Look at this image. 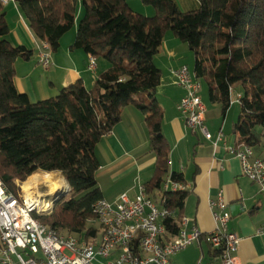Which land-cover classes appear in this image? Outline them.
Here are the masks:
<instances>
[{
    "label": "trees",
    "instance_id": "trees-1",
    "mask_svg": "<svg viewBox=\"0 0 264 264\" xmlns=\"http://www.w3.org/2000/svg\"><path fill=\"white\" fill-rule=\"evenodd\" d=\"M33 36L56 52L60 40L76 25L71 51H81L110 65L87 88L78 80L46 100L31 102L15 86L17 60L33 51L13 46L4 6L0 4V180L17 194L15 181L35 172L58 173L70 188L51 212L35 215L60 236L89 242L99 227L91 225L94 205L103 200L97 184L100 169L96 145L120 123L122 110L132 106L144 115L149 149L155 156L146 195L175 212L163 221L168 234L180 229L186 192H162L170 176V148L161 129L163 112L155 99L161 72L154 64L165 34L187 44L194 58V79H205L208 99L223 114L240 88L239 111L231 135L250 149L264 138V0H196L182 10L175 0H142L155 14L133 12L126 0H14Z\"/></svg>",
    "mask_w": 264,
    "mask_h": 264
},
{
    "label": "crops",
    "instance_id": "crops-1",
    "mask_svg": "<svg viewBox=\"0 0 264 264\" xmlns=\"http://www.w3.org/2000/svg\"><path fill=\"white\" fill-rule=\"evenodd\" d=\"M175 1L182 10L194 8L197 2ZM5 6L8 7L7 12L5 10L6 19H10L9 42L13 46H24L33 51L29 60H17L14 64V82L19 92L25 93L31 102H38L55 96L61 88L78 80L87 88L92 87L99 73L97 60L94 68L90 69L85 53L70 50L75 35L67 39L66 45L62 44L66 35L62 37L59 49L48 52L50 64L44 68L38 57L42 51L41 41L33 36L17 4L9 3ZM166 37L154 57V64L161 72L155 99L163 112L161 129L170 148L169 170L182 175V183L187 187V196L180 213L187 220L186 229L194 227L203 234L213 231L215 222L212 212L215 209L210 208V202L221 195L229 211L232 206H240L239 212L231 214L227 224L228 231L240 239L237 252L239 263L264 264V234L258 233L264 225V190L243 175L239 158L228 151V147H240L237 135H231L232 125L238 117V111H234L237 103H232L225 114L217 104H203L206 109L204 127L212 137L210 141L205 140L200 131L190 130L178 111L185 90L173 78L175 53L167 47L169 41H166ZM170 43L174 47L179 46L175 41ZM161 59L167 61V70L158 63ZM239 92L234 90L232 101ZM197 95L203 103L201 96ZM219 132L224 135L221 141L216 140ZM148 143L149 131L144 115L132 106L125 107L120 123L100 139L95 149L100 165L97 184L103 200L113 204L121 194L133 200L137 195V185H145L151 180L155 156ZM252 151L255 158L264 161L263 145ZM169 264H218L217 252L200 238L183 251L171 255Z\"/></svg>",
    "mask_w": 264,
    "mask_h": 264
},
{
    "label": "built area",
    "instance_id": "built-area-1",
    "mask_svg": "<svg viewBox=\"0 0 264 264\" xmlns=\"http://www.w3.org/2000/svg\"><path fill=\"white\" fill-rule=\"evenodd\" d=\"M15 4L14 0H0L5 6ZM39 62L47 68L50 64L49 49L42 43ZM90 69L94 60L88 56ZM177 84L186 94L178 104V111L184 117L186 126L200 131L205 140L211 135L204 127L206 109L197 93L199 84L187 67L172 71ZM237 95L232 103H239ZM224 135L219 132L216 140ZM264 146V138H263ZM230 154L239 158L242 173L253 184L264 190V161L255 158L247 146L229 148ZM186 185L166 177L161 185L162 192H186ZM48 195H17L8 191L0 180V264H169V257L193 245L200 238L217 252L218 264H240L237 252L240 239L228 231L231 218L229 206L221 195L210 202L215 229L207 234L196 228L186 229L187 220L181 217L178 234H168L163 221L174 217L175 212L162 208L146 195L145 186L137 185V195L131 200L121 194L110 204L98 201L93 208L91 225L99 227L95 241L85 242L72 236H60L42 225L35 215H48L53 202ZM42 204H45L42 206ZM264 234V225L258 230ZM20 251V252H19ZM26 256V257H24Z\"/></svg>",
    "mask_w": 264,
    "mask_h": 264
},
{
    "label": "rangeland",
    "instance_id": "rangeland-1",
    "mask_svg": "<svg viewBox=\"0 0 264 264\" xmlns=\"http://www.w3.org/2000/svg\"><path fill=\"white\" fill-rule=\"evenodd\" d=\"M126 2L128 4V6L130 7V9L133 12L137 13V14H141V15L146 16V17H151V16H153L155 14L154 8L152 6L144 4L142 0H126ZM4 10H6V12H7L8 7L4 6ZM82 13H83V9L80 7V10L77 11V17H76L77 23H78L81 15H82ZM21 15H22V13H21ZM23 18H24V16H23ZM24 20H25V18H24ZM6 21H7L8 24H10L9 17L6 19ZM76 28H77V26L75 25L73 30L66 34V36L64 37V39L62 41L63 45H66V41H67L68 38L71 39L74 35H76ZM165 35L167 36L166 37V41H169V43L167 42L168 43L167 47L169 49H171L172 51H174V53H175V59H174V63H173V68H175V70H177V69H180L181 67L185 66V67L188 68L191 76H193L194 58H193L192 53L189 51L187 44L184 43V42H181L180 40L175 38V36L170 31H168ZM170 41L171 42L175 41V43H178L179 46L174 47V45L172 43H170ZM96 63H97V67H98V72H102V71H104V70H106L107 68L110 67V65L108 63H106L102 59H98ZM158 63L160 64V66H162V68H164V70H167V68H169L168 64H167V61L165 59L158 60ZM173 78L175 79L174 76H173ZM175 81H176V79H175ZM193 81L194 82L196 81L200 85V89H199L198 94L201 96V98L203 100L202 104L209 105L210 102H209V99H208V86H207V83H206L205 79H198V80L193 79ZM176 83H177V81H176ZM179 87H181V86H179ZM234 90H240V88L238 86H235ZM185 94H186V91H185ZM234 111L235 112L239 111V105L238 104H235ZM55 174L58 177L62 178L58 173H55ZM28 178H26V180ZM26 180L23 181V182L15 181L16 187L18 189L17 190V195L25 194L21 187L26 182ZM38 191H37V193H34V194L41 193L43 195H48L49 196L48 199L53 202V198L55 196H52V195H50L48 193L47 187L41 186ZM68 194L69 193L65 194L63 197H61V199L66 198L68 196ZM53 205H54V203H53ZM53 205H52V208H53ZM24 257H26V256H24Z\"/></svg>",
    "mask_w": 264,
    "mask_h": 264
},
{
    "label": "bare ground",
    "instance_id": "bare-ground-1",
    "mask_svg": "<svg viewBox=\"0 0 264 264\" xmlns=\"http://www.w3.org/2000/svg\"><path fill=\"white\" fill-rule=\"evenodd\" d=\"M41 186L47 187L48 193L52 196L61 195L68 189L63 178L58 177L55 173L42 172H35L31 175L21 188L25 195L30 196L33 193H37ZM44 205L42 204V206Z\"/></svg>",
    "mask_w": 264,
    "mask_h": 264
},
{
    "label": "water",
    "instance_id": "water-1",
    "mask_svg": "<svg viewBox=\"0 0 264 264\" xmlns=\"http://www.w3.org/2000/svg\"><path fill=\"white\" fill-rule=\"evenodd\" d=\"M65 182H66L67 188H68L67 191L65 193L61 194V195L55 196L53 198V203H55L56 201L60 200L61 197H63L65 194L69 193V191H70L69 185H68L66 180H65ZM239 209H240V206H238V205L232 206V207H230V212H231L232 215H236L239 212Z\"/></svg>",
    "mask_w": 264,
    "mask_h": 264
}]
</instances>
